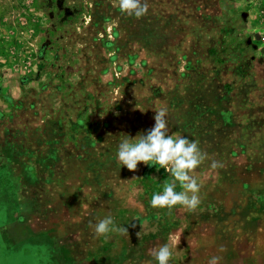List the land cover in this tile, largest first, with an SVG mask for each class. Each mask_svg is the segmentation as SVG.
I'll use <instances>...</instances> for the list:
<instances>
[{"label":"rangeland","instance_id":"obj_1","mask_svg":"<svg viewBox=\"0 0 264 264\" xmlns=\"http://www.w3.org/2000/svg\"><path fill=\"white\" fill-rule=\"evenodd\" d=\"M146 2L137 19L116 0H0V161L44 162L55 191L80 192L50 201L61 264H157L164 243L169 264H264V0ZM158 108L207 154L194 213L151 206L165 169L117 163ZM108 214L129 235L95 237Z\"/></svg>","mask_w":264,"mask_h":264},{"label":"clouds","instance_id":"obj_2","mask_svg":"<svg viewBox=\"0 0 264 264\" xmlns=\"http://www.w3.org/2000/svg\"><path fill=\"white\" fill-rule=\"evenodd\" d=\"M115 6L121 14L134 16L137 19L144 17L149 11L146 0H116ZM154 111L155 124L147 133L141 132L135 138L124 134L116 153L117 163L133 172L137 171L140 163L146 166H157L158 170L165 169L172 177V181L165 182L161 193L152 195L151 206L157 209H168L171 212L174 207L180 205L188 212L194 213L201 202L199 196L201 185L194 172L207 159V154L201 151L198 142L184 136L170 134L166 109L158 108ZM222 166L215 160L211 163L212 169ZM178 186L179 191H177ZM135 226L132 224V227ZM89 227L97 238H106L112 232L129 235L127 227L115 226L111 214L102 219L97 218L95 224L89 221ZM145 234V225L142 224V231L138 232L137 236L142 239ZM148 254L157 264H169L173 256L172 246L164 243L149 249ZM220 259L221 257L213 256L209 264H218Z\"/></svg>","mask_w":264,"mask_h":264},{"label":"crops","instance_id":"obj_3","mask_svg":"<svg viewBox=\"0 0 264 264\" xmlns=\"http://www.w3.org/2000/svg\"><path fill=\"white\" fill-rule=\"evenodd\" d=\"M60 179L44 162L32 164L21 157L0 161V255L10 263H62V236L53 233L50 201L57 210L64 202L75 208L80 192L55 191Z\"/></svg>","mask_w":264,"mask_h":264}]
</instances>
